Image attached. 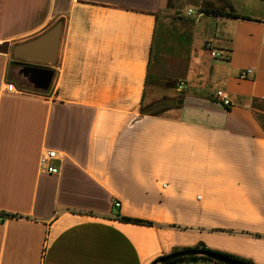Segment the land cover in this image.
I'll return each mask as SVG.
<instances>
[{
	"label": "crops",
	"instance_id": "1",
	"mask_svg": "<svg viewBox=\"0 0 264 264\" xmlns=\"http://www.w3.org/2000/svg\"><path fill=\"white\" fill-rule=\"evenodd\" d=\"M195 3L0 0V264H264V0ZM61 20L54 66L12 57Z\"/></svg>",
	"mask_w": 264,
	"mask_h": 264
},
{
	"label": "water",
	"instance_id": "2",
	"mask_svg": "<svg viewBox=\"0 0 264 264\" xmlns=\"http://www.w3.org/2000/svg\"><path fill=\"white\" fill-rule=\"evenodd\" d=\"M64 22H57L43 35L13 47L12 57L18 61L41 63L54 66L57 63ZM8 44L0 46V52L8 53ZM185 258H205L218 264H247L227 256L207 250H188L177 252L158 259L155 264H168Z\"/></svg>",
	"mask_w": 264,
	"mask_h": 264
},
{
	"label": "built area",
	"instance_id": "3",
	"mask_svg": "<svg viewBox=\"0 0 264 264\" xmlns=\"http://www.w3.org/2000/svg\"><path fill=\"white\" fill-rule=\"evenodd\" d=\"M193 10H188L187 15L192 16ZM204 48L210 53V57L212 59L218 60V59H224V56L219 52L215 46L214 40H207L204 43ZM253 73L252 69L245 70L241 73V78L245 79L249 75ZM179 92H183L187 89V85L184 82L179 83L177 87ZM7 90L9 92H15L16 89L14 85L9 84L7 85ZM217 101L221 103L223 106L228 107L231 105L230 99L226 93H219L217 95ZM60 156L58 153L54 150H44L39 158V169L42 173L50 174V175H57L59 170L58 168L54 165V162L59 160ZM115 207H120V203L116 202ZM3 221V218L0 217V222ZM208 264H218L215 262H209Z\"/></svg>",
	"mask_w": 264,
	"mask_h": 264
},
{
	"label": "trees",
	"instance_id": "4",
	"mask_svg": "<svg viewBox=\"0 0 264 264\" xmlns=\"http://www.w3.org/2000/svg\"><path fill=\"white\" fill-rule=\"evenodd\" d=\"M122 220L127 221V222H131V223L141 224V225H151V223H149V222H144V221H139V220H133V219H127V218H122ZM186 259H190V260L201 259V260H205V261H210V260L205 259V258H185V259H179V260L173 261V262L168 263V264H175V263H177L179 261L186 260ZM155 262H153L152 264H155ZM245 263H247V262H245ZM247 264H250V263H247Z\"/></svg>",
	"mask_w": 264,
	"mask_h": 264
},
{
	"label": "rangeland",
	"instance_id": "5",
	"mask_svg": "<svg viewBox=\"0 0 264 264\" xmlns=\"http://www.w3.org/2000/svg\"><path fill=\"white\" fill-rule=\"evenodd\" d=\"M180 1L182 2V0H180ZM187 7H191L193 10L198 11L197 10V5L195 3V0H185V4H183V5L181 4V7L179 8L180 12L183 11L184 9L186 10ZM197 14L198 13L195 12V15H197Z\"/></svg>",
	"mask_w": 264,
	"mask_h": 264
}]
</instances>
